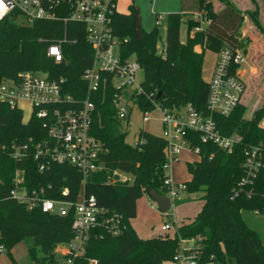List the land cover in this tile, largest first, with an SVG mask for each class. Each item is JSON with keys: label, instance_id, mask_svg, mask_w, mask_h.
<instances>
[{"label": "trees", "instance_id": "1", "mask_svg": "<svg viewBox=\"0 0 264 264\" xmlns=\"http://www.w3.org/2000/svg\"><path fill=\"white\" fill-rule=\"evenodd\" d=\"M218 1L223 7L214 12L210 0H196L199 10L194 13L203 11L210 23L201 32L191 34L197 24L185 20L188 33L185 42L180 40V29L183 16L188 13L168 15L164 57L156 50L159 30L146 32L141 28L138 8L131 5L128 13L113 16L114 33L127 39L123 56L133 55L143 73V94L136 97L137 108L143 113L152 112L154 103L163 108L191 103L196 109L204 110L208 90V82L201 75L204 49L216 53L224 45L245 47L240 37L245 15L257 24V13L244 14L228 0ZM62 31L63 24L59 21H36L30 27L17 24L13 17L1 21L0 81L16 80L20 72L42 73L49 79H63L65 92L76 102L83 100L87 88L83 72L92 61V49L85 40L83 26L67 25V34L76 43L63 46L61 64L46 56V43L38 42L59 38ZM196 46H200V52L195 50ZM107 88L91 96L95 107L91 132L102 144V159L109 172L92 174L84 184L81 175L68 165L53 164L45 172H39L31 158L14 161L10 156L11 145L40 141L46 137V131L34 116L24 123L19 110L0 104V246L13 264L17 263L11 251L24 240L30 241L27 252L32 264H63L65 256L56 254L54 249L72 238L73 221L71 211L65 217L46 214L39 209L29 210L12 199L9 194L16 170L24 172V186L28 191L43 188L47 198L69 202L77 201L81 194L93 195L99 207L122 216L123 231L118 237L102 233V237L91 238L85 254L75 258L73 264H93L91 261L164 264L173 261L180 238L192 237H201L199 263L229 264L235 260L236 264H264V245L242 217V212L264 215V172L252 186L242 190L239 187L245 176V152L250 146L264 144V127L259 124L264 116V104L250 119L243 118L241 105L226 118L215 117L221 133L236 134L240 142L231 153H226L194 141L200 147V157L187 162L191 180L185 185L187 194H201L200 213L190 224L180 226L174 237L142 239L131 227L130 220L136 216L137 199L142 194L149 197L155 191L166 196L168 192L165 142L161 136L142 131L135 146L127 145L126 133L121 131L115 117L113 92ZM113 171L130 175L132 183H108ZM64 189L68 190L66 196L62 194Z\"/></svg>", "mask_w": 264, "mask_h": 264}, {"label": "built area", "instance_id": "2", "mask_svg": "<svg viewBox=\"0 0 264 264\" xmlns=\"http://www.w3.org/2000/svg\"><path fill=\"white\" fill-rule=\"evenodd\" d=\"M120 1L122 0H2L4 7L0 9V22L13 17L17 24L24 27H30L36 21H59L63 24L61 37L50 41L38 40L46 43V56L55 64H61L64 60L63 46L76 43V39L67 34V25L70 23L83 26L85 40L92 49L91 64L83 72V80L87 86L86 97L81 101L76 102L65 92L63 79H49L42 73L20 72L16 80L0 81V104L21 113V104L29 105L31 117L40 120L46 131V137L40 141L11 145L10 156L14 161L22 162L31 158L37 163L39 172H45L53 164L68 165L81 175L82 184L92 174L109 172L102 159V144L91 132L95 108L91 96L109 87L113 92L115 117L121 123L133 107L137 108L136 97L143 94L142 82L137 81V74L142 70L133 55L123 56L122 48L127 39L119 38L113 30L112 19L115 14L120 13ZM130 4L128 3L129 7ZM164 19L162 14H156L155 27L158 30ZM186 20L197 24L192 29L193 33L201 32L210 23V18L203 11L187 16ZM157 54L164 57V49L157 51ZM246 57L247 49L242 46L224 45L216 52L204 110L196 109L191 103L171 108L153 104V110L160 114L158 121L162 129L161 137L165 142V171L178 162L182 152L200 157V147L193 144L195 140L226 153H231L240 142V138L234 135L224 136L215 117L226 118L241 105L247 90V80H244L247 75ZM148 113L150 112H144L143 121L147 120ZM243 167L245 176L239 182L241 190L252 186L264 172L263 143L248 148ZM23 174L21 170L15 171L13 188L9 194L12 199L29 210L39 209L42 213L63 217L70 211L73 214L72 238L62 244L64 250L59 252L65 256L63 264H73L75 258L83 256L91 238L102 237V233L114 238L122 233V216L99 207L93 195L81 194L75 202L49 199L43 188L28 191L24 186ZM127 179V174L113 171L108 176V183H125ZM166 184V196L172 206L180 192L186 193V185H174L169 176ZM251 193L252 191L249 192ZM62 194L66 196L68 190L64 189ZM151 202V208L157 209L155 202ZM251 213L264 217L255 211ZM170 229L171 225L168 223L160 228L162 232ZM200 242L201 237L180 238L179 250L173 261L176 264H198L202 258L199 253ZM4 252L5 249L0 246V254ZM91 263L96 264V261Z\"/></svg>", "mask_w": 264, "mask_h": 264}, {"label": "rangeland", "instance_id": "3", "mask_svg": "<svg viewBox=\"0 0 264 264\" xmlns=\"http://www.w3.org/2000/svg\"><path fill=\"white\" fill-rule=\"evenodd\" d=\"M237 9L245 14L257 13V24L254 23L249 15H245L240 28V37L247 49V64L245 70L247 75L244 80L247 84L246 93L242 99L241 107L244 110L243 118L250 119L253 113L262 107L264 104V0H228ZM194 1V9L198 11ZM212 11L220 8L221 4L218 0H210ZM128 3L138 8L140 15L141 28L150 32L155 27L156 14H162L164 21L159 27L160 40L157 44V51L165 48L166 44V21L169 14L185 13V6L183 0H124L118 4V10L122 14L129 11ZM198 9V10H197ZM201 13V11H200ZM189 16V14H186ZM187 16H183V24L180 29V40L185 42L188 33L185 20ZM193 32H191L192 34ZM200 46H196L199 49ZM216 61V53L208 48L204 49L203 62L201 68V75L205 82H209L211 74ZM137 81H143L142 72H138ZM23 122L26 123L31 117V107L27 104H21ZM143 112L136 107H133L128 114V117L120 123L121 131L126 133L125 143L130 146H135L140 132L144 131L155 136H161L162 129L158 119L160 114L153 110L147 114V120L143 121ZM261 126H264V116L261 119ZM238 137L236 134H233ZM187 158V159H186ZM199 159L194 154L181 153L179 161L172 164L167 170L166 174L169 180L178 185L187 183L191 180V175L187 170V163H192ZM128 179L125 183L131 184L133 179L127 175ZM119 180V177H116ZM151 199L142 194L137 199L136 216L130 220V225L136 234L142 239L155 238L158 236L174 237L180 226L190 224L200 213L203 201L200 193L187 194L180 192L177 200L171 206L170 214L168 216L162 214L158 209L151 208ZM243 220L247 225L254 230L264 245V217L255 215L251 212L242 213ZM164 223L171 225V229L167 232L160 230ZM30 241L24 240L17 244L11 251V254L17 264H32L27 252ZM64 246L62 244L56 245L54 252L59 254L63 252ZM0 264H13L10 257L4 252L0 254ZM164 264H176L174 261H168ZM198 264H214L212 262L198 263ZM229 264H236L235 260H231Z\"/></svg>", "mask_w": 264, "mask_h": 264}, {"label": "water", "instance_id": "4", "mask_svg": "<svg viewBox=\"0 0 264 264\" xmlns=\"http://www.w3.org/2000/svg\"><path fill=\"white\" fill-rule=\"evenodd\" d=\"M159 94L157 95V97ZM149 198L155 202L157 209L162 214H167L171 209V202L169 198L165 195H162L158 192L152 191L149 194Z\"/></svg>", "mask_w": 264, "mask_h": 264}, {"label": "crops", "instance_id": "5", "mask_svg": "<svg viewBox=\"0 0 264 264\" xmlns=\"http://www.w3.org/2000/svg\"><path fill=\"white\" fill-rule=\"evenodd\" d=\"M122 1H124V0H122ZM183 1H184V6H185V12H186V13L190 14V13H194V12H196L195 9H194V6H195L194 1H195V0H183ZM222 7H223V5L221 4L220 8L216 9L215 12L219 11ZM197 10H198V9H197ZM196 51H197V52H200V48H199V49H196ZM246 73H247V71H246ZM247 74H248V73H247ZM182 153H184V155H187V154L190 155V153H188V152H182ZM186 159H187V158H186ZM178 161H179V160H178ZM187 162H188V160H186V163H187ZM176 163H177V162H176ZM169 212H170V211H169ZM242 213H244V212H242Z\"/></svg>", "mask_w": 264, "mask_h": 264}, {"label": "snow or ice", "instance_id": "6", "mask_svg": "<svg viewBox=\"0 0 264 264\" xmlns=\"http://www.w3.org/2000/svg\"><path fill=\"white\" fill-rule=\"evenodd\" d=\"M3 7H4V4H3L2 0H0V9H3ZM53 51H55V50H53Z\"/></svg>", "mask_w": 264, "mask_h": 264}]
</instances>
